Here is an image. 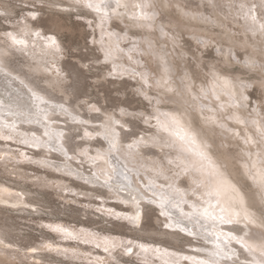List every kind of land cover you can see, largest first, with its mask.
<instances>
[{
  "label": "snow or ice",
  "instance_id": "6c2138e0",
  "mask_svg": "<svg viewBox=\"0 0 264 264\" xmlns=\"http://www.w3.org/2000/svg\"><path fill=\"white\" fill-rule=\"evenodd\" d=\"M202 7L210 10L207 15L201 10L187 8L179 0H74L72 6L63 10L79 13L86 9L97 21L95 27L89 21L93 32L95 28H100L99 40L93 35L89 41L92 45H98L92 51L99 55L89 57L87 62L77 60L75 72L66 73L60 67L65 46L57 34L34 28L26 19L19 22L18 29L0 33V141L15 140L35 148L45 147L69 159L73 158L69 156L71 149L82 158L81 162L86 158L97 170L92 174L93 180L102 182V186L110 192L115 189L117 198L124 191V186L119 183V177L124 173L110 165L113 153L124 150L131 160H142L141 147L158 149L159 158L151 160L147 169L151 178L145 180L140 177L144 191L133 188L130 183L129 199L120 200L123 204L131 202L134 211H104L142 231L146 224L141 202L147 200L148 204L156 205L158 209L157 222H160L159 217L164 218L163 228L178 230L211 245L210 248L196 249L205 253L206 258L184 256L180 259L192 260L193 264H264V96L253 100L247 94L257 81L264 85V0H203ZM200 8L201 5H197V9ZM172 9L185 20L220 27L225 25L218 24V21H231L234 26L242 28V60L237 59L232 46L225 47L215 35H209L207 39L201 37L197 43L204 48L214 47L217 54L225 55L230 63L241 65L246 71L237 76L230 68L219 63L207 64L204 65L207 69L205 78L197 83L187 68L182 67L183 75L179 77L177 86L176 68L170 58L181 45L178 26H173L168 18V12ZM38 15L37 11L28 13L31 20H36ZM0 16H6V13H0ZM80 18L78 14L77 19ZM113 19L128 21L123 37L105 32ZM154 33H158V36ZM113 35H116L115 43L111 39ZM225 35L230 40L236 33L226 31ZM122 39H128L131 43L128 51H137L140 56H152L157 61L159 75L153 76L147 68L137 71L123 67L120 58L125 49L119 46ZM157 39L165 41L159 48ZM168 43H171V51ZM16 53L30 58L33 71L47 73V84L33 81L34 87L24 85L7 62ZM192 59L199 68L202 55L193 53ZM103 66H108L107 70ZM93 72L101 80L117 79L126 74L132 78L138 77L139 87L135 91L148 102V108L130 111L131 105L124 107L117 103L109 110L104 105L89 102V99H80L77 87L79 77ZM69 76H72V84L67 83ZM16 81L24 85L26 95L13 87ZM176 98L180 100L179 106H173ZM82 107L89 115L98 114L95 119L100 123L94 124L91 118H84L80 113ZM60 114L70 116L71 124L79 127L67 126L69 122L65 121L67 127L54 137L49 130L50 125L59 123L53 117ZM21 124L38 125L44 129L42 135L47 139H42L36 131H20ZM89 125L93 131H88ZM139 125L145 126L144 131L134 132L133 129ZM121 132L132 134L135 138L129 143H122ZM217 136L236 142L240 153L239 179L228 172L227 165L220 158ZM96 137L107 141V150L98 149L95 155H89L87 149L76 151L77 138L85 140ZM25 159L30 158L25 156ZM181 177L185 179L186 187L178 186L177 180ZM126 178L131 181V177ZM7 191L0 189V201ZM147 192L151 193L150 197L145 194ZM224 225L242 227L224 231ZM252 226L257 230H252ZM54 230L66 237L78 238L60 227ZM90 242L84 240V243ZM233 243L239 245L240 250L233 247ZM0 245L12 247L2 238ZM101 246L99 242L95 244L97 248ZM103 247L113 264H120L112 256L117 248H121L124 255H132L134 248L148 252L152 245L134 244L132 240L127 243L112 241L109 244V239L105 237ZM153 250L156 253L161 251L159 248ZM31 251L35 252L36 249ZM164 252L168 250L164 249ZM177 255L169 254L172 258ZM174 264H179V260L174 259Z\"/></svg>",
  "mask_w": 264,
  "mask_h": 264
},
{
  "label": "rangeland",
  "instance_id": "374dc122",
  "mask_svg": "<svg viewBox=\"0 0 264 264\" xmlns=\"http://www.w3.org/2000/svg\"><path fill=\"white\" fill-rule=\"evenodd\" d=\"M0 2L17 6L15 14L0 16V33L12 31L14 28L18 29L20 26L19 22L26 19L34 28L39 27L46 33L57 34V38L65 46V56L60 61V67L64 72H75L78 67L76 64L77 60L87 62L89 57L99 55L98 52L94 53L92 51L98 45L89 43L93 35L96 36L97 40L100 38V28H95V32H93L92 27L89 26V21H91L92 26L95 27L96 19L93 17V20H91L90 14H87L86 9L81 10L79 13L75 10H63L69 8L67 6L73 4L74 1L44 0L42 3V0H0ZM57 2L61 4L59 6L53 4ZM179 2L192 10H201L206 15L210 11L202 7L203 3L197 0H179ZM197 5H201V8L197 9ZM30 11L39 12L36 20H31L28 17ZM78 14L81 16L80 19H77ZM168 18L172 21V24L178 26L177 32L179 44L181 45V47H177L170 58L171 63L176 68L177 86H179V77L183 75L182 67L187 68V71L191 73L197 83H200L205 78L204 73L207 69L204 68V65L207 64L219 63L230 68L237 76L246 71L241 65L230 63L225 55L217 54L214 47L204 48L197 43V40L203 37L199 33L200 31L207 33L208 35L206 36L215 35L218 42L225 47L232 46L235 49L237 59L242 60L244 56V49L240 47L244 40L242 28L234 26L231 21H218V24L225 25V27H220L200 21L185 20L180 18L174 9L169 10ZM53 19L65 24L67 29L63 30V32L60 31L61 33L57 32V29L52 24ZM127 24V20H112L106 26L105 32H111L123 37ZM226 31L234 32L236 35L229 40L225 35ZM130 35L131 32H129ZM153 35L158 36V33ZM111 39L115 43L116 35H113ZM162 43H165V41L157 39V48ZM119 46L125 49L124 54H122V61L125 63L123 67L135 68L137 71H143L147 68L153 76L159 75L157 61L152 56H140L137 51H128L132 47L128 39H122ZM168 49L171 51V43H168ZM181 52L184 53L183 56L180 55ZM193 53L202 55V62L199 68L192 59ZM129 56H131V60H129ZM257 59L261 58L257 57ZM17 60H21V63L25 62L23 58H18ZM136 61H140V63H135ZM103 67L107 70L108 66ZM36 78H39L37 80L39 82L42 81V84H47L45 80L49 76L36 75ZM138 79V77L132 78L126 74L117 79L101 80L93 72L87 75L81 74L77 87L80 92V99H89V102L97 103V106L104 105V107L112 110L117 103H121L124 107L131 105L130 111H144L148 108V102L136 94L135 90L139 87ZM72 82V76H69L67 83L72 84ZM154 91L156 90L154 89ZM56 94L59 96V92ZM247 94L253 100L264 96V85L257 81L248 90ZM106 101L107 103H105ZM177 102H174L173 106H179L180 102L179 104ZM165 103L168 102L166 101ZM80 112L84 118H91L94 124L100 122L95 119L98 114L91 113L89 115L83 107ZM70 125L73 128L79 127V125L71 123ZM53 126L51 124L49 130L55 137L58 131ZM144 127V125H139L133 131L142 132ZM19 129L24 132L36 131L37 135L41 136L42 139H47L42 135L44 130H41L38 126L33 128L32 125L21 124ZM88 131H93L91 125L88 126ZM134 138L135 136L132 134L123 132V143H129ZM53 140L55 141V139ZM227 142L230 145H227ZM217 145H219L218 152H222L220 158L227 165L228 172L239 179L238 161L240 160V153L236 142L217 136ZM65 146L68 147L67 144ZM75 147L76 151L87 149L89 155H95L98 149L101 151L107 150L108 143L102 137L85 140L77 138ZM42 150L43 148L20 144L15 140L0 141V189L5 188L8 190L7 193L3 194V200L0 201V227L4 226L5 223L11 226L10 235L7 240L5 239V242L12 244L11 248H4L0 245V252L5 250L12 253L14 255L13 264H113L109 253L104 251L105 237L109 239V244L112 241L127 243L128 240H132L134 244L152 245L148 252H140L139 249L134 248L132 255H124L123 250L117 248L112 252V256L116 257L120 264H174V259L179 260V264H193L192 260L186 261L180 258L184 256L195 257L199 252L196 251L194 245L203 241H197L178 230L163 228L162 222L164 218L159 217L160 222H157L158 209L156 205L148 204L147 200L141 202V207L145 210L146 226L142 231L137 230L128 221L117 219L114 215H109L107 211H104L105 209H113L115 212L132 213L134 205L121 203V199L117 198L116 194L110 192L102 185H90L86 179L92 180V174L97 170L86 161V158H84V162H81L82 158L76 156L71 149L69 156H72V159L54 151H52V155L43 154ZM153 152L157 153V150L151 147V152L146 151V154L151 157L154 154ZM20 153L25 155L22 156ZM25 156L30 159H25ZM5 159H7V162L4 161ZM126 160L129 161L128 156L124 155L122 151L114 152L109 163L112 166V161H116L119 165L117 169L122 171L125 176L131 177V181L129 180L131 186L138 188L135 183L137 173L133 171V166L130 167V164H127ZM41 161H46V163ZM61 167L71 170L65 172L67 169L64 170ZM137 172L146 180V177L139 169ZM181 178L177 180L178 186L181 183L186 185L185 179ZM119 183H121L120 180ZM126 185L129 186L127 183ZM22 189L32 192L29 199L31 203L25 202L26 198L23 202L16 203L15 199L23 195ZM142 190L144 191L143 188ZM157 191L161 190L158 189ZM147 193L151 196L150 192ZM32 203L36 204V206ZM25 205H30V207H25ZM23 208H26L27 211L24 212ZM38 209L41 211L38 212ZM97 209H101V211H97ZM57 227L65 229L78 238L66 237L62 232L54 230ZM252 228L257 230L255 226H252ZM166 231L178 232L181 236L179 240H175L170 236L161 235V232ZM151 232L159 234H151ZM86 239L91 242L84 243ZM97 242L101 243L102 246L99 248L95 247ZM43 245L53 246V250L44 251L46 252L45 258L48 259L47 263L33 258V254L39 252L35 246ZM237 246L239 247V245ZM33 248L36 249L35 252L31 251ZM155 248H159L161 251L156 253L153 250ZM164 249H167L168 252L165 253ZM79 250L82 251L80 252ZM170 253L178 255L172 258L169 256ZM47 254L51 256H47Z\"/></svg>",
  "mask_w": 264,
  "mask_h": 264
},
{
  "label": "bare ground",
  "instance_id": "6f19581e",
  "mask_svg": "<svg viewBox=\"0 0 264 264\" xmlns=\"http://www.w3.org/2000/svg\"><path fill=\"white\" fill-rule=\"evenodd\" d=\"M72 1H74V0H72ZM197 1H199L200 3H203V0H197ZM53 4H57V6H59L61 3L60 2H57V3H53ZM72 5L73 4H70L67 7H70ZM16 8H17V6H13V5L11 6V4H5V2H0V13L1 12L6 13L7 16L12 15V14H15L16 13ZM87 14H90L91 20H93V17H94L93 14L89 13L88 10H87ZM113 20H119V19H113ZM119 21H124V20H119ZM52 24L57 29V32L58 31L59 32L60 31L63 32V30L67 29V26L65 24H63V23H60L59 20L53 19L52 20ZM173 25L175 26V24H173ZM51 26H50V28H51ZM68 29H71V28H68ZM199 33H201L202 36L205 39L208 38V36H206L208 34L207 33H204V31H200ZM0 38H2V37H0ZM113 40H114V38H113ZM113 40H112V42H113ZM0 46H2V39H0ZM18 58H23V60H25V62L24 63H21V60H17ZM122 59H123V55H121L120 64L122 66H125V63L122 61ZM7 62L9 64V66H10V70H14V75L19 76L20 80H23L24 81V85H27L28 87H34L35 86V84L33 83V81H35L36 83H40V84L43 83L42 81H41L42 82L41 83V82H39L37 80L39 78H36V75H48L47 73H44V72H35V71H33L32 70V61L30 60V58L25 57V56H23V55H21L19 53L14 54ZM48 80H49V78H47L45 81L48 82ZM24 85H21L19 83V81H16V82H14L13 87L19 88L20 91H21V93L26 95V90L24 88ZM0 87H2V82H0ZM174 102H177L179 104L180 100L176 98ZM73 114H75V113H73ZM53 119L54 120H57L58 119V121H59L58 124L53 123L54 129L56 131H58V132L62 128H66L67 126H71L70 125V123H71V117L70 116H65L63 114H60L58 117H53ZM65 121H68L69 122V124L67 126L64 123ZM97 122H99V121L97 120ZM36 126H38V125H32L33 128L36 127ZM41 130H44V129L41 128ZM121 142L123 143V132H121ZM53 143H56V142L53 140ZM226 144L227 145H230L229 142H227ZM223 146L225 147L224 144H223ZM223 146H222V148H223ZM40 148H43V150H42L43 151V154L46 153V154L52 155V151H50L48 148H45V147H40ZM155 150H157V153H154L153 152L154 154L151 157H149V156H147L146 151L147 152H151V146L141 147L140 153H141V156L143 157V159L142 160H131L128 157L129 161L126 160V162H127V164H130L129 165L130 167L131 166L134 167L132 169H133V171H135V173H138L137 171L139 169V171L144 174V176L146 177V179H150L151 176L148 175L147 169L151 165V160L158 159L159 158V155H160L158 149H155ZM121 151L123 152L124 155L128 156V154H127L126 151H124V150H121ZM54 152H58V151H54ZM59 154L60 155H63L60 152H59ZM4 161L7 162V159H5ZM111 164H112L113 167L119 168V165H118V163L116 161H112ZM141 165H144V166L142 167ZM53 167H56V166H53ZM61 168H60V171H61ZM57 169H59V168L57 167ZM62 169H64V170L67 169L65 172H67L68 170H71L69 168H62ZM72 173H73V171H72ZM126 177L127 176H125V174L124 175H121L119 177V180L121 181L120 184L124 186V191L120 193V199H125V200L129 199V195L128 194L130 192V189L128 187H126V186H128V185H126V183L127 184H130V182H129V179H127ZM140 177H141V175H139V176L137 175L136 176L135 183H136L137 187L138 188H141V191L143 192V190H142V183H143V181L140 179ZM86 180H87V182L90 185H95V186L96 185H102V183H99L97 181H94L93 179L92 180L91 179H86ZM162 182L163 181H158V183H162ZM177 184H179V183L177 182ZM179 187H186V185L183 184V183H181ZM22 190H23V193H22L23 195H22V197H19V198H16L15 199L16 203L17 202L18 203L23 202L25 198H26L25 199V202L31 203L29 199H30V195L32 194V192H29V191H27L25 189H22ZM111 192H113L115 194V189H113V191H111ZM145 194L148 197L150 196L149 193H145ZM133 195H135V193H133ZM130 204H132V203L130 202ZM145 204H146V202H145ZM19 205H21V204H19ZM33 205L36 206V204H33ZM23 211L25 212V211H27V209L26 208H23ZM37 211L39 212L41 210L38 209ZM233 227H242V226L224 225L223 226V230L224 231H230V230L233 229ZM10 229H11V226H9L7 223H5L4 226L0 227V238H2L4 240L5 239L7 240V238L10 235L9 234L10 233ZM252 230H253V228H252ZM151 234H159V233H157V232H151ZM161 235L170 236L171 238H173L175 240H179V238L181 236L178 232H173V231H171V232H167L166 231V232H163V233L161 232ZM17 247H19V246H17ZM194 247H196V249L197 248H200V247H209L210 248L211 245H206L203 242H200V243L195 244ZM233 247L237 248V250H240L239 247L236 244H234V243H233ZM35 248L39 252H35V254H33V258H37V259L42 260L45 263H47L48 262V259L45 258L46 252H44V251L53 250V246L48 247L47 245H43V246H35ZM79 251L81 252L82 250H79ZM0 254L4 255L3 257H2V255H0V264H13L14 263L12 261V259L14 258V255L12 253L7 252L5 250H2V252H0ZM47 256H51V255L50 254H47ZM195 257L197 259L206 258V254L205 253H202V252H199L198 254L195 255ZM17 258L21 259L20 257H17ZM121 258H123V256H121ZM241 258L243 259V256ZM49 260H51V258H49ZM22 262H23V260H22Z\"/></svg>",
  "mask_w": 264,
  "mask_h": 264
}]
</instances>
